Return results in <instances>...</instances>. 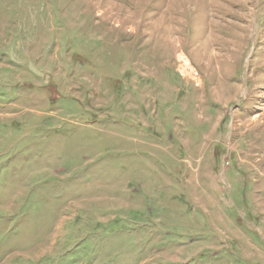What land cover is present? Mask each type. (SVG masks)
Listing matches in <instances>:
<instances>
[{
	"label": "rangeland",
	"instance_id": "obj_1",
	"mask_svg": "<svg viewBox=\"0 0 264 264\" xmlns=\"http://www.w3.org/2000/svg\"><path fill=\"white\" fill-rule=\"evenodd\" d=\"M0 264H264V0H0Z\"/></svg>",
	"mask_w": 264,
	"mask_h": 264
}]
</instances>
